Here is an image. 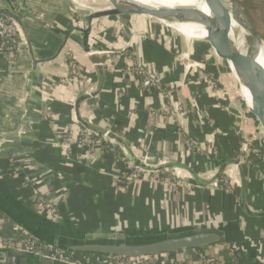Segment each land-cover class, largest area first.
Segmentation results:
<instances>
[{
	"label": "crops",
	"instance_id": "obj_1",
	"mask_svg": "<svg viewBox=\"0 0 264 264\" xmlns=\"http://www.w3.org/2000/svg\"><path fill=\"white\" fill-rule=\"evenodd\" d=\"M74 8L71 0H0V10L20 20L30 42L29 48L23 36L20 39L19 35H0V235L29 231L44 240L56 235L82 237L94 233L140 235L149 233L128 234L127 230L111 228L126 222L129 230L134 231V225L140 221L159 220L171 221L182 230L188 229L183 224L196 223L202 209L227 213L222 207H229V199L221 190L210 192L208 186L199 185L172 190L141 182L135 190L139 196L135 198L134 192L120 190L123 185L115 176L114 160L108 150L98 152L96 159H82L80 163L74 154L65 152L61 135L67 127L76 129L88 124L102 128L110 122L126 130L125 142L118 138L134 155L141 154L146 147L154 160L165 156L199 176L204 168L200 162L206 160V154H189L186 138L205 148L214 147L216 142L220 159L212 161L218 164L217 168L223 159H237L239 154L219 135L231 131L230 114L211 96L207 76L216 75L213 71L217 67L224 78L230 83L232 80L210 54H199L182 35L176 32L175 36L161 22L137 16H110L93 21L88 34L91 52L82 47L84 34L75 30L57 55L70 28L86 26ZM2 12L0 28L3 20L16 24ZM146 27L148 37L132 33ZM155 34L175 43L181 52L188 50L194 59L204 60L205 65L186 78L183 64L175 60L174 52L155 41ZM102 46L109 49L110 55L96 50L103 49ZM91 54L99 58L106 55L101 68L93 63ZM68 55L91 81L84 77L83 81L68 80L73 78L67 67ZM132 59L158 74L168 95L159 91L142 93L139 78L127 65ZM91 87L93 91L88 92ZM239 95L249 117L243 96L240 92ZM179 100L189 111L187 117H174L168 112ZM178 127L182 130L178 131ZM242 171L244 175L243 168ZM30 186L57 208L58 220L37 209ZM234 190L239 196L241 181ZM109 218L115 222L108 221ZM206 226L211 225L190 228ZM176 255L170 253L168 257ZM0 264L62 263L0 250Z\"/></svg>",
	"mask_w": 264,
	"mask_h": 264
},
{
	"label": "water",
	"instance_id": "obj_2",
	"mask_svg": "<svg viewBox=\"0 0 264 264\" xmlns=\"http://www.w3.org/2000/svg\"><path fill=\"white\" fill-rule=\"evenodd\" d=\"M101 1L108 3V7L91 12L87 16L85 27L73 25L66 33L64 42L57 55H60L63 51L68 38L75 30H79L84 34L82 47L86 52H91L88 46V34L92 30L93 21L99 17L137 16L146 20L161 22L182 35L193 49L210 54L219 63L221 69L230 76L231 80L235 81V78L237 79V82L241 85L243 101L247 113L253 122L256 133L264 143V82L249 56V49L242 53L238 49L232 48L223 37L231 26V22L238 20L246 31L248 39L253 42L255 48L259 51L262 47L264 40L260 37L254 25L244 12L239 0H203L204 5L213 11L217 15V18L215 21L205 26L206 35L204 37L190 38H187L173 25H199L204 11L196 6L189 5L177 10H172L147 4L131 3L126 0ZM74 11L78 13L76 8H74ZM0 12L2 11L0 10ZM2 13L8 15L9 18L16 23L15 25L26 41L27 46L30 48L26 30L20 20L10 13ZM96 50L98 52L102 51L100 47H97ZM91 57L93 63L101 68V65L105 62L106 55L99 58L95 54H91ZM244 88L247 89L249 98L245 94ZM88 127L94 132L104 133L103 128H96L91 125H88ZM115 139L124 147L128 156L138 166L146 170H158L163 168L183 169L189 172L193 183L199 186H208L213 180L217 179L228 166H234L239 172L241 181V191L238 196L239 205L247 216L256 215L247 205V183L238 159H223L216 170V174L207 179L194 173L189 167L180 162L169 161L158 166L145 165L131 152L129 147L122 140L117 137H115ZM27 233L41 243L65 252L120 258L154 256L181 251L185 252L186 250L226 244L233 241L234 234L233 230L213 225L140 235H127L123 232L107 234L94 233L86 234L82 237L56 235L48 240L41 239L32 232L27 231Z\"/></svg>",
	"mask_w": 264,
	"mask_h": 264
},
{
	"label": "rangeland",
	"instance_id": "obj_3",
	"mask_svg": "<svg viewBox=\"0 0 264 264\" xmlns=\"http://www.w3.org/2000/svg\"><path fill=\"white\" fill-rule=\"evenodd\" d=\"M71 2H73L76 6V10L78 11V13L75 12V14H77L80 21H81L80 19L81 13L79 12V10L90 8L91 10L94 11L97 9L108 7V3L103 2L101 0H71ZM239 2L244 12L246 13L248 18L254 25L255 29L257 30L258 34L264 40V0H239ZM117 18L115 20H118ZM116 24L120 27L121 26L123 27L122 22L117 21ZM168 28H170L171 32L174 35L176 34L177 31H175L173 28L169 26ZM146 29L147 27L141 31L132 30V33L135 35H139L141 37L143 36L148 37L150 33L147 34L148 30ZM15 30L17 31L16 32L17 37L20 36V39H22L21 38L22 35L20 31L17 29ZM120 30L121 29L118 27L117 31L119 32ZM154 37H155V41L161 47L165 48L168 52L175 53V60L183 64L186 78H188V76L193 75L196 70L202 69L203 66L205 65L206 62L204 60L202 62L198 58L194 59L191 56V54L188 52V50H185L182 52L179 51L177 45H175V43L167 42L164 39L165 38L164 36L163 38L162 36L155 34ZM102 47H103L102 49L103 52H105V54L107 55L108 54L110 55L109 49L104 48L106 46H102ZM207 58L211 60L209 57ZM133 59L132 61L128 60L129 62L127 63V65L129 66V68L132 66L131 64L133 62L134 63L138 62L136 59L135 60ZM77 64L80 65L79 63ZM144 67L147 68L146 65H144ZM217 70L218 69L216 67L215 71H213L216 75L207 76L208 88H209V91L211 92V96L215 98V100L217 99L220 102L219 103L220 106H222V108L228 111V113L230 114V122H231V127H230L231 131L229 133L224 132L223 134H219V135L223 137V140L226 141V143L233 145L234 148L236 147L239 150V155L241 154V156L237 154L238 155L237 159L240 162L244 170L246 183L248 185L247 205L252 210V212L256 215L247 216L246 214H244L240 208V205L238 202V196L236 195L237 193L233 195L229 191L230 188L237 189V187L240 186V180L238 178L237 168H235L234 166H228L222 172V174H224V176H226L228 180L229 189L227 191H224V190H221L220 188L218 189L216 187H209V185L207 187L209 188L210 192L221 190L223 194L226 195V197L229 199L228 201L229 207L228 208L222 207V210H227V213L222 212V211H220V213H217V212H211L210 210L202 209V211L199 212L200 216H197L196 218L195 224L193 222L188 223V224H183L182 227L190 228L195 225L208 224L211 226L214 225L220 228H228L230 230H233L234 232L233 241L226 243V248L230 250L231 254L237 257L242 262V264H264V143L260 139L258 134L256 133L255 127L252 125L251 120L249 119V117L247 116L245 112L242 99L239 95V92L241 93V91L239 89V85L237 84L236 78H235V81L232 80V82L230 83L226 78H224V76L220 73V71L219 70L217 71ZM151 74L158 77V74L156 73L151 72ZM83 77L86 79H89L90 81L92 79L89 75L88 76L85 75L82 69L81 72L76 76V80L80 79L83 81ZM231 84H233L235 88ZM213 85H215L214 88H213ZM160 88L162 89V91H159V92L163 93V91H165L166 94L168 93V90L166 91L161 80H160ZM93 89L94 87H91V89H89L88 92H92ZM169 90H173V89H169ZM152 91H157V90H151L149 92H152ZM184 117H187V116L185 115ZM80 126L78 128H80ZM102 128L105 129V131L106 130L112 131L115 129V126H114V123L109 122V124L103 126ZM124 133H126V130H124ZM117 136L124 141V137L119 136V135ZM185 141H186V146H187L188 138H186ZM215 143L213 145L214 147L205 148L204 146H201L200 144L196 142V145L198 146L197 148H200V150H203L206 153L205 155L206 160L202 161L203 163L200 162V166L202 165V167H204L201 171L199 170L200 176L202 178L208 179L216 174L218 164L212 160L213 158L216 160L220 159L219 157L220 152L215 146ZM201 147H204L205 149H202ZM114 148L124 155L127 154L123 146L119 144L118 142L115 143ZM103 149L105 148L99 147L97 150L92 152L91 156L86 157V149L82 147L81 148L78 147L77 149H74L75 151L74 155H75L76 160L80 163L82 159H91V160L96 159L97 153L100 151H103ZM186 151L189 154H192V153L200 154L201 152V151L195 152V150L190 149V147H189V150L186 149ZM135 156L141 162H143L145 165H148V166H151V164H157V163L163 162L162 160H166L167 162L171 161V160L166 159L165 156H161L157 158L156 160H154L153 156L147 151L146 147L142 148L141 154L135 155ZM112 157L114 160L113 164H114L115 176H117L119 182L123 185V187L120 188V190L131 191V193L134 192V195L132 194L131 195L134 196L135 198L139 196V193H137V191L135 190H138V185L141 182L152 183L154 185L155 184L164 185L167 188H170L172 190H180V188L198 186L193 183L192 177L189 174V172L183 169H180L181 175L179 174L180 177L176 181H171L169 180V178H167V181H166L167 183L166 182H155L154 183L152 175H149V177H146L145 179H142V180L134 176L127 178L126 176L121 175L122 168L119 164L115 162V158L113 155ZM229 167L233 170V172L230 173V175L237 183L232 178L231 179L229 178L228 176V173L230 170ZM172 172H175V171H172ZM147 174H151V173H147ZM109 186L111 187V184H109ZM120 211H123V210L121 209ZM108 221L115 222V219L109 218ZM168 222L169 221L165 223V222H161L157 220V222L142 223L140 221L139 224L136 223L134 225V228H136V230L134 231L129 230L130 227L128 226L126 222H124L123 224H120L117 222L118 224L114 225L115 227L111 229H117V230L124 229L128 231L127 232L128 234L130 233L140 234L144 232L155 233V232L170 231V230L176 231L180 229L179 227H175L174 223H171V221L169 223ZM209 252L210 251H208V253ZM212 252H214V250ZM195 256L197 255L195 254ZM170 258H175L177 260L179 259L185 260L184 254L180 252L175 257H170ZM197 259L195 258V260Z\"/></svg>",
	"mask_w": 264,
	"mask_h": 264
},
{
	"label": "built area",
	"instance_id": "obj_4",
	"mask_svg": "<svg viewBox=\"0 0 264 264\" xmlns=\"http://www.w3.org/2000/svg\"><path fill=\"white\" fill-rule=\"evenodd\" d=\"M15 29L18 30L15 24L11 23L8 20H3L2 26L0 28V35H16L17 31ZM67 58L70 59L69 61L67 60V67H69V72L73 77H69L68 80H76V76L81 72L82 67L78 65L72 57H69V55L67 56ZM131 65L130 69H132V71L138 76L140 80L139 83L141 92H149L151 90L162 91V89L160 88L159 78L151 74V72L144 67L143 63H140L138 61L135 63L133 62ZM214 87L215 85H213V88ZM163 93H165L164 95H168V93L166 94V92ZM168 112L174 117L182 118L189 111H187L183 103L179 100L169 107ZM181 130L182 129L178 127V131ZM113 131L114 130L105 131L104 129V133H97L91 130L86 124H81L80 128L76 129L73 127H67V129L61 135V143L63 144L66 153L74 154V149H77L78 147L86 149V157L91 156L92 152L97 150L99 147H104L114 156L115 162L121 166V175L126 176L127 178L134 176L142 180L146 177H149V175H152L155 183L166 182L167 178H169V180L171 181H176L180 177V169L178 168L146 170L135 164V162L128 156V154L124 155L114 148L115 143L118 142L115 137L118 136L113 135L115 137H112L111 134L113 133ZM189 147L190 149L195 150V152H200V148H197L198 146L196 145V142L191 139H188L187 142L188 150ZM162 161L163 162L157 164H151V166H158L167 162L166 160ZM228 176L230 179L232 178L229 173ZM23 184L26 186L27 184L30 185L29 181H23ZM209 187H216L218 189L220 188L221 190L227 191L229 189L228 180L226 176H224V174H221L217 179L209 184ZM234 189L235 188H230L229 191L234 194ZM31 190L36 199L35 201L37 204V209L45 213L48 218L58 220L60 218V215L57 208L51 202L46 200L38 189H36L35 187H31ZM0 250H9L16 253H27L45 260L59 262L62 264H227L226 261L222 259L219 252L208 253L207 250L204 251L202 248L194 249V255L189 257H187L184 252H181L184 254L185 260L170 258L168 257L170 253L130 258L94 255V259H91L90 256H87L83 253L65 252L57 248L50 247L44 243H41L37 239L22 238L17 240L13 236L7 235H0ZM178 253L179 252H176V254ZM195 254L197 256H195ZM195 258L199 259L195 260ZM188 259H191V262H189ZM232 264H242V262L236 263L233 261Z\"/></svg>",
	"mask_w": 264,
	"mask_h": 264
},
{
	"label": "bare ground",
	"instance_id": "obj_5",
	"mask_svg": "<svg viewBox=\"0 0 264 264\" xmlns=\"http://www.w3.org/2000/svg\"><path fill=\"white\" fill-rule=\"evenodd\" d=\"M126 1L131 2V3H136V4H147L151 6L167 8V9H172V10H177L185 6H189V5H193V6L200 8L201 10L204 11V15L199 25H195V24H175L173 25L178 29V31L183 33L187 38L204 37L206 35L205 26L208 23L215 21L217 18V15L204 5L203 0H126ZM94 11L91 10L90 8L79 10L82 18H84L85 20V23H87V16L91 12H94ZM223 37L230 44L232 48L238 49L242 53L246 52V50L249 49V52H248L249 56L251 60L254 62L264 82V41L262 43L261 49L258 51L253 45V42L250 39H248L246 31L244 30V28L242 27V25L240 24L238 20L231 22V26L229 27L227 32L223 35ZM237 84L239 85L241 95H243L241 85L238 82ZM244 90H245V94L249 98V93L247 89L244 88ZM232 172L233 170H231L229 174Z\"/></svg>",
	"mask_w": 264,
	"mask_h": 264
},
{
	"label": "trees",
	"instance_id": "obj_6",
	"mask_svg": "<svg viewBox=\"0 0 264 264\" xmlns=\"http://www.w3.org/2000/svg\"><path fill=\"white\" fill-rule=\"evenodd\" d=\"M198 53L199 54H203L204 52H202V51H198ZM68 61L70 60V59H67ZM69 76H71L72 77V75H71V73H69ZM87 126H88V124H86ZM113 135H115V136H117V135H119V136H122V137H124L125 138V136H126V133H123V128L120 126V124H118V123H116L115 124V129H114V131H113V133L111 134V136L112 137H115V136H113ZM118 138V137H117ZM218 147V146H217ZM236 148V147H235ZM218 149V148H217ZM201 152V154H206L203 150H200ZM239 150L236 148L235 149V153L237 152V153H239L238 152ZM224 152V151H223ZM225 153V155H227L226 153H228V152H224ZM232 153V152H231ZM239 155V154H238ZM122 156V155H121ZM232 156H233V154H232ZM239 156H241V154L239 155ZM238 158V157H237ZM236 193H235V190H234V194L233 195H235ZM7 236H13L15 239H17V240H19V239H22V238H31V239H35L32 235H30V234H24L23 232H21V231H17V232H12V233H9V234H6ZM204 251H210V253H214V252H219L220 253V256L222 257V259L223 260H225L226 261V263L227 264H232L233 263V261L234 262H236V263H240L241 261L237 258V257H235L234 255H232L231 254V252H230V250L229 249H227L226 248V244H220V245H213V246H209V247H204V248H202ZM210 249H212V250H210ZM214 250V252H212ZM4 251H7L8 253H10V252H12V251H9V250H4ZM182 252V251H181ZM180 252V253H181ZM184 254H186V256L187 257H189V256H193L194 255V252H193V250H186L185 252H184ZM87 256H90L91 257V259H94V255H92V254H86ZM188 261L189 262H191V259H188Z\"/></svg>",
	"mask_w": 264,
	"mask_h": 264
}]
</instances>
